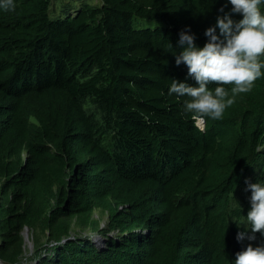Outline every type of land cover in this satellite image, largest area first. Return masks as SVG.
<instances>
[{"label": "trees", "instance_id": "16d2710c", "mask_svg": "<svg viewBox=\"0 0 264 264\" xmlns=\"http://www.w3.org/2000/svg\"><path fill=\"white\" fill-rule=\"evenodd\" d=\"M101 2L57 21L49 0L0 8V261L24 264L28 228L34 264H235L250 228L236 197L264 184V76L204 130L168 95L173 79L198 86L175 63L179 33L202 49L231 4Z\"/></svg>", "mask_w": 264, "mask_h": 264}, {"label": "clouds", "instance_id": "9594fccd", "mask_svg": "<svg viewBox=\"0 0 264 264\" xmlns=\"http://www.w3.org/2000/svg\"><path fill=\"white\" fill-rule=\"evenodd\" d=\"M228 2L232 6L231 12L226 13L224 7L219 9L223 15L217 16L215 26L205 31L208 42L202 49L196 47L195 36L188 34L190 30L179 33L183 51L175 57V63L177 66L186 65L188 77L198 86L173 79L168 95L187 98L184 112L200 129L206 119H221L236 97L249 93L255 81L264 76V13L260 8L264 0ZM15 7L14 0H0V8L5 11H14ZM233 14H240L243 18L235 21ZM211 84L216 85L214 90H210ZM246 184L245 191L251 192L250 210L246 216L250 228L237 233L238 242L245 239L255 241L257 233L264 237V184L248 181ZM235 264H264V242L255 247L249 243L236 254Z\"/></svg>", "mask_w": 264, "mask_h": 264}, {"label": "rangeland", "instance_id": "374dc122", "mask_svg": "<svg viewBox=\"0 0 264 264\" xmlns=\"http://www.w3.org/2000/svg\"><path fill=\"white\" fill-rule=\"evenodd\" d=\"M50 1V9H49V18L53 21L57 20H64L68 17H72L76 14V12L79 10V8L83 5H89L92 7H100L102 6L101 0H49ZM167 25L161 21V20H147L142 19L137 16L133 17V30L135 31H155L157 29H166ZM254 184V182L252 181ZM246 193H239L236 197V204H239L243 198H246V200H249L251 195ZM100 215L96 213L94 215L95 218H98ZM107 217L104 218L106 220ZM105 222H102V226H104ZM251 232H249V235ZM31 239V237H30ZM92 240L96 242V244L103 245L104 244V238L101 236H98L97 234L92 235ZM45 240L42 241L44 243ZM251 243L253 247L256 246V240L255 241H249L247 240V244ZM33 245V244H32ZM26 255L27 257L30 256L32 247L29 244H26ZM27 264H34V261H28Z\"/></svg>", "mask_w": 264, "mask_h": 264}, {"label": "built area", "instance_id": "2783aa9c", "mask_svg": "<svg viewBox=\"0 0 264 264\" xmlns=\"http://www.w3.org/2000/svg\"><path fill=\"white\" fill-rule=\"evenodd\" d=\"M23 236L25 238V258L23 260V263L24 264H27L28 261H31V257L33 256V253H34V246L32 245L33 244V241H32V238L30 239V233H29V229L28 228H25L24 231H23ZM26 244H29L31 247H32V251H31V254L29 257H27L26 253H27V249H26Z\"/></svg>", "mask_w": 264, "mask_h": 264}, {"label": "water", "instance_id": "95a60500", "mask_svg": "<svg viewBox=\"0 0 264 264\" xmlns=\"http://www.w3.org/2000/svg\"><path fill=\"white\" fill-rule=\"evenodd\" d=\"M202 130H204L205 129V124L203 125V127L201 128ZM1 262V261H0ZM3 264V263H2Z\"/></svg>", "mask_w": 264, "mask_h": 264}]
</instances>
